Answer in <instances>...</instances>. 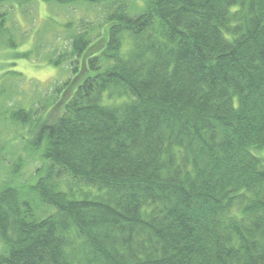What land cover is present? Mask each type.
<instances>
[{"label":"trees","instance_id":"1","mask_svg":"<svg viewBox=\"0 0 264 264\" xmlns=\"http://www.w3.org/2000/svg\"><path fill=\"white\" fill-rule=\"evenodd\" d=\"M4 1L99 20L63 24L45 60L70 76L5 112L38 163L0 184V264H264V0Z\"/></svg>","mask_w":264,"mask_h":264},{"label":"rangeland","instance_id":"2","mask_svg":"<svg viewBox=\"0 0 264 264\" xmlns=\"http://www.w3.org/2000/svg\"><path fill=\"white\" fill-rule=\"evenodd\" d=\"M96 10L88 5L86 10L83 4L60 6L44 1H33L24 7L16 2L0 3V30L5 28V32L0 31V184L6 179L8 165L21 153L28 160L21 174L22 181L33 179L38 163L36 159H28L19 136L24 132L5 112L17 105L32 106L55 82L70 76L66 67L50 65L45 57L57 47L68 45L69 32L63 24L70 20L77 22L84 13L87 19L98 21ZM45 25L50 28L45 29ZM28 49L33 50L30 59L15 55ZM57 112L58 108L53 105L47 119H52ZM257 154L264 158V150Z\"/></svg>","mask_w":264,"mask_h":264}]
</instances>
